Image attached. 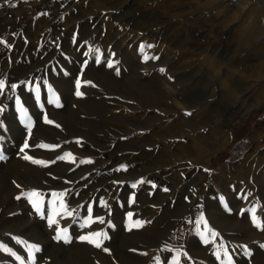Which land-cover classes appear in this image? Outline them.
<instances>
[{
    "label": "rangeland",
    "instance_id": "obj_1",
    "mask_svg": "<svg viewBox=\"0 0 264 264\" xmlns=\"http://www.w3.org/2000/svg\"><path fill=\"white\" fill-rule=\"evenodd\" d=\"M254 15L206 0H0V264H264ZM53 193L74 214L49 226ZM92 232L101 247L79 239Z\"/></svg>",
    "mask_w": 264,
    "mask_h": 264
},
{
    "label": "snow or ice",
    "instance_id": "obj_2",
    "mask_svg": "<svg viewBox=\"0 0 264 264\" xmlns=\"http://www.w3.org/2000/svg\"><path fill=\"white\" fill-rule=\"evenodd\" d=\"M109 66L111 67L112 65L109 64ZM79 86H80V82L77 81V88L78 89H79ZM3 87H4V83L2 81H0V88H3ZM13 87H15V85H13ZM76 95L79 96V95H82V93L80 91H77ZM17 103H19V101H17ZM22 111H23V109H22ZM45 120L48 123H52V121L47 120L46 116H45ZM24 147L27 148L28 144L25 143ZM67 155L71 156V154H67ZM2 158L3 157L0 156V159H2ZM64 158L65 157H61V159H64ZM24 159L32 160L33 163H38V164L45 163L44 161L34 160L31 156H28V155H25ZM135 186L136 185H133V187H135ZM25 195H27V197H28L29 201L32 203L33 207L38 212H40L41 211V207H42V203H43L42 194L40 192H37V191H32L30 193H26ZM53 195L57 197V200H58L59 203H58V207H56V202H54L53 214H52L51 217L48 218L49 226L58 225L59 224V220L57 219L58 216H63V215L72 216L74 214V212L72 210L68 209V206L64 202L63 197H64L65 194H63V193H53ZM87 211H88V217L85 219L84 224L82 225V227L83 226H89L91 223L94 222L93 217L91 215L92 209L88 208ZM128 216H129V221H130V225H129L130 227H140V226H142L140 221L132 222V216H133L132 213H129ZM97 219H99L100 222H103V218H97ZM253 219L256 220L255 215H253ZM259 226L264 227V222L259 223ZM212 235L215 236L216 234L212 233ZM103 237H104V234L101 233V232H92L89 235L80 236L79 239L82 240V241L86 240V241H88L90 243H93V244H95L96 247H101L102 238ZM56 239L57 240L64 239V240L67 241L68 240V230H67V228H58ZM204 242L208 243V240L205 239ZM0 247L4 248L5 251H9V252L11 251V249H9V248H7V247H5L3 245H0ZM28 250H29L30 253H32V252H38L40 249H39L38 245H29L28 246ZM217 255H219V254H217ZM19 258L20 257L17 256V259H19ZM174 264H179V261L175 260ZM228 264H233L231 256H229Z\"/></svg>",
    "mask_w": 264,
    "mask_h": 264
},
{
    "label": "bare ground",
    "instance_id": "obj_3",
    "mask_svg": "<svg viewBox=\"0 0 264 264\" xmlns=\"http://www.w3.org/2000/svg\"><path fill=\"white\" fill-rule=\"evenodd\" d=\"M207 3L218 8L219 11L226 13L230 19L240 16L243 12L246 11L247 8H250L252 4H254L253 0H242L237 3H230L225 0H206ZM260 3V2H259ZM249 10V9H248ZM19 10H16L18 12ZM251 11V10H250ZM254 12V10H253ZM252 13V12H251ZM264 13H255V17H261ZM263 21V20H262ZM245 26H240L239 28H243Z\"/></svg>",
    "mask_w": 264,
    "mask_h": 264
},
{
    "label": "crops",
    "instance_id": "obj_4",
    "mask_svg": "<svg viewBox=\"0 0 264 264\" xmlns=\"http://www.w3.org/2000/svg\"><path fill=\"white\" fill-rule=\"evenodd\" d=\"M253 1H254L253 2L254 4H252L250 8H247L245 12H252L251 14H253V13H258V14L264 13V6H262L264 3V0H253ZM253 10H254V12H253ZM261 18L264 19V16H261ZM263 22H264V20H263Z\"/></svg>",
    "mask_w": 264,
    "mask_h": 264
},
{
    "label": "built area",
    "instance_id": "obj_5",
    "mask_svg": "<svg viewBox=\"0 0 264 264\" xmlns=\"http://www.w3.org/2000/svg\"><path fill=\"white\" fill-rule=\"evenodd\" d=\"M225 1L230 2V3H237V2H240L242 0H225Z\"/></svg>",
    "mask_w": 264,
    "mask_h": 264
}]
</instances>
